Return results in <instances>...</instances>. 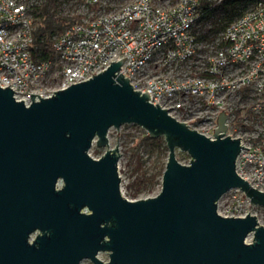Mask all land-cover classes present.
Listing matches in <instances>:
<instances>
[{"label": "water", "instance_id": "95a60500", "mask_svg": "<svg viewBox=\"0 0 264 264\" xmlns=\"http://www.w3.org/2000/svg\"><path fill=\"white\" fill-rule=\"evenodd\" d=\"M127 58L50 97L32 93L29 106L0 86V264H264L258 218L218 212L238 187L264 206V192L236 173L241 140L225 135L226 113L211 140L117 78ZM133 123L169 149L161 191L136 200L122 193L109 140L112 127ZM94 144L107 147L100 158ZM105 251L108 261L97 257Z\"/></svg>", "mask_w": 264, "mask_h": 264}, {"label": "built area", "instance_id": "2783aa9c", "mask_svg": "<svg viewBox=\"0 0 264 264\" xmlns=\"http://www.w3.org/2000/svg\"><path fill=\"white\" fill-rule=\"evenodd\" d=\"M207 1L225 0H81V20L54 36L53 57L45 60L34 57L31 46L34 1L0 0V86L29 106L32 93L37 100L50 97L128 57L117 78L122 73L137 91H148L150 102L211 140L224 110L225 135L241 140L236 173L264 192V0L209 42L196 32ZM217 204L224 217L250 213L263 224L264 206L239 187ZM252 239L253 232L246 240ZM97 257L110 259L107 251Z\"/></svg>", "mask_w": 264, "mask_h": 264}, {"label": "trees", "instance_id": "16d2710c", "mask_svg": "<svg viewBox=\"0 0 264 264\" xmlns=\"http://www.w3.org/2000/svg\"><path fill=\"white\" fill-rule=\"evenodd\" d=\"M37 3L31 5V14L34 23L32 32V51L34 57L45 60L53 57V38L60 34L65 28L81 20V15L73 13L68 15L61 10L63 0H35ZM255 0H225L219 5L207 1L204 4L202 19L197 29V36L202 41H214L219 37L234 19L242 16L250 8ZM142 138H146L157 148L159 154L160 168L157 172L146 175L145 173L136 176L132 187L135 189L132 197L136 199L140 192L147 186H154L163 179V172L169 156L167 142L163 137L156 139L145 133ZM141 168V161L137 163Z\"/></svg>", "mask_w": 264, "mask_h": 264}, {"label": "rangeland", "instance_id": "374dc122", "mask_svg": "<svg viewBox=\"0 0 264 264\" xmlns=\"http://www.w3.org/2000/svg\"><path fill=\"white\" fill-rule=\"evenodd\" d=\"M34 3L37 1L33 0ZM61 10L68 15L73 13L78 15H83L86 11L82 7L81 0H63ZM145 133H148L142 127L137 124H123L119 129L112 127L109 131V140L111 147L119 146L120 148V176L122 178V189L124 194L130 198L135 192L132 187L136 176H140L145 173L146 175L153 174L160 168L159 154L156 147L150 143L146 138H142ZM119 144V145H118ZM107 147H98L94 144L93 148L90 150L93 156L100 158L101 155L105 153ZM177 158L184 164L190 162V156L188 153L181 151L180 149L176 151ZM138 161H141L142 165L139 168L137 165ZM162 181L156 183L154 186H147L139 195L138 198H148L151 196H156L162 189ZM261 220L264 224V208L261 209L259 214Z\"/></svg>", "mask_w": 264, "mask_h": 264}, {"label": "flooded vegetation", "instance_id": "af4514ba", "mask_svg": "<svg viewBox=\"0 0 264 264\" xmlns=\"http://www.w3.org/2000/svg\"><path fill=\"white\" fill-rule=\"evenodd\" d=\"M38 233H39V231H36L35 233H32L31 235H34V234H35V237H36V235H37ZM35 237H34V238H35ZM30 239H31V238H30ZM35 239H36V238H35ZM35 239H34V240H35ZM34 240H33V241H34Z\"/></svg>", "mask_w": 264, "mask_h": 264}]
</instances>
